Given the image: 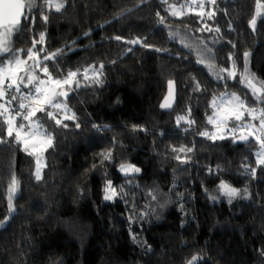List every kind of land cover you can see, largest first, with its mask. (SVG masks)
<instances>
[{
	"label": "trees",
	"instance_id": "obj_1",
	"mask_svg": "<svg viewBox=\"0 0 264 264\" xmlns=\"http://www.w3.org/2000/svg\"><path fill=\"white\" fill-rule=\"evenodd\" d=\"M185 2L169 0L177 7ZM166 7L160 0L143 4L140 0H69L63 13L44 10L49 15L47 24L42 13L34 10L29 14V19L35 17L32 27L25 24V30L14 35L15 47L27 49L34 36L38 39L45 32L43 47L65 49L61 69L103 62L105 76L102 86L83 87L68 100L80 129L72 121H65L68 128L55 129L48 122L55 143L45 152L41 180L35 179L34 156L18 145L0 146V222L7 218L0 226V264H186L197 254L201 257L197 264H264V166L257 168L255 178L241 167L244 163L256 167L258 145L231 139L213 142L195 134L205 127L212 129L206 124V114L212 111L208 105L213 94L225 89L196 62V53L169 38L156 13L165 16L172 29L190 32L210 47L218 40L214 45L218 67H228V53L235 52L242 69V54L249 52L251 71L262 80L264 16L257 19L253 31L248 21L255 15L256 0H217L216 6L206 5V10H217L215 21L207 23L221 32H198L203 22L194 12L180 19L168 15ZM115 36L147 38L146 43L168 51L111 39ZM193 77L203 91L193 90ZM170 79L175 81L178 101L172 112H164L160 103ZM227 83L228 90L253 102L236 81ZM189 107L196 123L186 132L187 125L177 126L176 117L186 115ZM93 123L107 128L97 132ZM133 125L147 131H134ZM114 137L121 144L113 153L116 160L142 169L135 205L139 212L151 203L153 212L148 217L134 216L130 221L129 205L119 199L103 200L104 169L92 165L98 153L112 147ZM181 145H195L187 165L179 164L170 152L172 146ZM105 163L107 177L116 185L124 184L118 163ZM13 173L20 186L13 201L16 211L10 213L7 196ZM221 180L246 188L250 195L231 204L209 199ZM152 182L163 191L157 201H150L144 189Z\"/></svg>",
	"mask_w": 264,
	"mask_h": 264
},
{
	"label": "snow or ice",
	"instance_id": "obj_2",
	"mask_svg": "<svg viewBox=\"0 0 264 264\" xmlns=\"http://www.w3.org/2000/svg\"><path fill=\"white\" fill-rule=\"evenodd\" d=\"M145 0H140L143 4ZM69 0H0V146L11 148L18 145L22 151L29 156L36 157L35 179H42L41 166L43 153L49 148L54 147L55 134L49 131L48 122H52V127L68 128L65 121L74 122L76 129L81 128L76 113L69 106L70 96L83 87L102 86L104 83L105 64H88L82 68L61 69L60 62L66 54L65 49H56L48 51L45 45V32L39 33L38 39L32 38V46L23 49L16 48L13 42L14 35L25 30V24L31 28L34 24L35 17L29 19V14L34 10L42 13V20L45 24L49 21V15L43 14L44 10L48 12L55 11L63 13ZM160 3L167 5L164 9L168 15L182 19L185 15L192 12L203 22V27L196 29L198 32H215L220 33L221 29L213 27L207 23L208 20L215 21L217 10L215 7L206 10V5L216 6L217 0H186L179 7L175 3H169V0H160ZM187 10V11H186ZM131 11V10H129ZM226 12V10H225ZM158 24L168 29L169 38L176 40L181 37L179 31H173L172 25L166 23V17L158 11ZM264 16V0H256L255 15L248 21L253 31L256 30L257 19ZM88 35V33H85ZM111 39L130 45H140L144 48L154 49L157 52L168 51L160 49L153 44L146 43V39L139 37L125 40L122 36H115ZM183 47L190 51L195 50L197 54V63L204 65L211 73L213 78L222 83L225 91L213 94L208 107L212 110L211 114H206V124L211 125L209 130L205 127L203 130L196 131L195 134L204 137L213 142L217 140L231 139L233 143L242 142L245 144L258 145V150L254 153L256 167L244 163L241 165L245 174L255 178L257 168L264 166V80L257 77L256 73L251 71L249 56L250 53L245 51L242 54V69L239 67L235 52L228 53V67H218L217 57L214 51V45L219 43L214 40L213 46L210 47L208 42L203 39H197L189 42L187 38L180 39ZM74 43V42H73ZM231 43V41H228ZM37 45H41L37 49ZM236 45L232 44L235 49ZM73 50V49H70ZM131 52L132 48H128ZM51 62V69L49 66ZM115 63V61H111ZM239 77V79H237ZM194 91H203L199 81L193 77ZM236 81L248 95L252 97V103H249L248 96H241L237 92L228 90V81ZM168 91L160 104L162 109H172L175 103V81L168 80ZM191 108L187 109L186 115H178L176 124L187 125L184 131L193 128L196 121L191 118ZM97 132L103 131L107 126H101L93 123L91 125ZM134 131H147L142 126L133 125ZM121 146L120 142L113 138L112 147L98 153V161L92 165L93 169H104V187L103 200L123 201L130 206L132 216L145 218L153 212L151 203L145 205L146 210L137 212L135 205V190L139 188L137 177L142 169L130 163H119L113 153L117 147ZM195 151V145L188 147L181 145L172 146L170 152L173 159L181 165H187L191 162L190 153ZM118 163L117 171L122 174L125 183L121 185L114 184L113 180L107 177L106 163ZM43 166H46L44 164ZM219 168V166H217ZM186 170V169H184ZM213 174V169H208ZM19 179L13 173L8 185V209L9 212H15L13 199L19 190ZM129 190L126 191L125 189ZM207 193V189H205ZM219 195L209 194V199L216 201L221 196L226 198L231 204L237 198L246 199L250 195L245 188L243 191L227 181L221 180L218 184ZM131 193V194H130ZM146 195L150 201H157L158 193L148 191ZM182 195V194H181ZM183 209V205H181ZM7 218L0 222L3 226ZM136 241L137 237L132 236ZM201 257L193 255L186 264H197Z\"/></svg>",
	"mask_w": 264,
	"mask_h": 264
},
{
	"label": "rangeland",
	"instance_id": "obj_3",
	"mask_svg": "<svg viewBox=\"0 0 264 264\" xmlns=\"http://www.w3.org/2000/svg\"><path fill=\"white\" fill-rule=\"evenodd\" d=\"M187 11V10H186ZM173 31H179L180 32V34H181V37H178L177 39L179 40V42H180V39L181 38H187L188 40H189V42H194V41H196L198 38H196V36L195 35H193L192 33H190V32H186V31H182V30H180V29H172ZM181 43V42H180ZM192 52L193 53H196L195 52V50H192ZM196 57H197V54H196ZM197 59H198V57H197ZM34 158H35V169H36V157L34 156ZM44 164H46V162H45V152L43 153V160H42V166H41V175H43V171H44V169H45V167L46 166H43ZM34 173H35V170H34ZM144 189L146 190V191H155V192H157L158 193V196H161V194L163 193V191H162V189H161V187L159 186V184L157 183V182H152V183H149V184H145L144 185ZM242 191H243V189H241ZM18 194V191H17V193L15 194V196H14V198L16 197V195ZM209 194H212V195H219V192H218V188H217V190H215V191H211V192H209ZM219 199H226V198H224V197H220ZM237 199H240V198H237ZM13 201H14V199H13ZM226 201H227V199H226ZM12 213V212H11Z\"/></svg>",
	"mask_w": 264,
	"mask_h": 264
},
{
	"label": "water",
	"instance_id": "obj_4",
	"mask_svg": "<svg viewBox=\"0 0 264 264\" xmlns=\"http://www.w3.org/2000/svg\"><path fill=\"white\" fill-rule=\"evenodd\" d=\"M167 91H168V85H167ZM166 94H167V92H166ZM165 97V96H164ZM164 97H163V99H164ZM163 99H162V101H163ZM161 101V102H162ZM177 101H178V99H177V88H176V86H175V103H174V105H173V108L172 109H162L161 107H160V109L162 110V111H164V112H172L173 110H174V108L176 107V105H177ZM161 104V103H160ZM238 143H240V144H245V143H242V142H238ZM237 143V144H238Z\"/></svg>",
	"mask_w": 264,
	"mask_h": 264
}]
</instances>
